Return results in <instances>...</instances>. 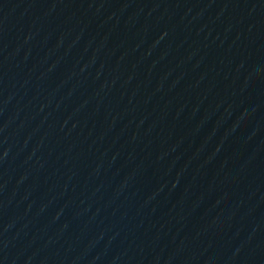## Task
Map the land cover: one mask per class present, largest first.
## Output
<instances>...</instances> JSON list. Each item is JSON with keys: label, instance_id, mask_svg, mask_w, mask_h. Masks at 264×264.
<instances>
[{"label": "water", "instance_id": "1", "mask_svg": "<svg viewBox=\"0 0 264 264\" xmlns=\"http://www.w3.org/2000/svg\"><path fill=\"white\" fill-rule=\"evenodd\" d=\"M0 264H264V0H0Z\"/></svg>", "mask_w": 264, "mask_h": 264}]
</instances>
